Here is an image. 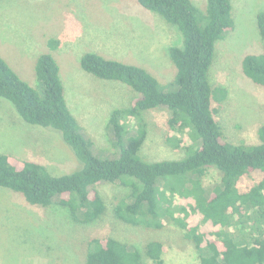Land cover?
Wrapping results in <instances>:
<instances>
[{"label":"trees","instance_id":"obj_1","mask_svg":"<svg viewBox=\"0 0 264 264\" xmlns=\"http://www.w3.org/2000/svg\"><path fill=\"white\" fill-rule=\"evenodd\" d=\"M137 1L177 26L184 43L169 49L177 73L168 86L139 65L97 52L81 56L85 71L121 81L140 94L130 107L111 113L114 155L95 153L68 105L60 65L51 53L37 58V86L0 56V97L25 121L60 132L81 162L79 169L55 175L40 162L0 153V187L21 193L31 204L62 208L73 221L91 223L107 209L96 186L120 182L130 188V198L114 207L120 220L158 229L175 223L200 250V264H264V174L246 190L238 187L243 176L264 173V124L257 143L229 141L216 118L208 78L217 41L235 28L231 1L206 0V13L192 0ZM257 19L263 50L244 57L243 71L264 87V11ZM57 44L49 42L51 48ZM157 107L171 112L170 140L173 132L189 131L199 141L187 147L185 157L147 161L140 154L147 138L141 112ZM210 169L220 173L221 183L207 194L201 177ZM164 248L163 242L151 241L142 251L127 240L94 237L85 264H168Z\"/></svg>","mask_w":264,"mask_h":264},{"label":"rangeland","instance_id":"obj_2","mask_svg":"<svg viewBox=\"0 0 264 264\" xmlns=\"http://www.w3.org/2000/svg\"><path fill=\"white\" fill-rule=\"evenodd\" d=\"M230 1L235 28L217 41L208 78L224 135L231 142L252 144L259 142L258 129L264 124V87L245 75L243 59L263 50L257 16L264 11V0ZM192 2L206 13V0ZM52 39L58 42L56 48L49 45ZM183 43L177 26L137 0H0V56L37 86V58L41 53H51L60 65L68 105L100 155L117 152L110 125L112 111L130 107L140 94L121 81L85 71L81 56L97 52L139 65L168 86L177 73L169 49ZM170 113L165 107L141 112L147 125V138L140 151L144 160L181 159L188 154V146L199 144L189 131L173 132V140L169 139ZM135 132L133 126L131 134ZM0 153L40 162L55 175L81 166L60 132L25 121L2 97ZM263 174L255 171L243 176L238 187L246 190ZM201 180L209 194L221 183V176L210 169ZM96 188L106 212L84 223L71 220L62 208L31 204L21 193L0 187V264H85L90 240L102 236L127 240L142 251L148 242H163L168 264H200V250L175 223L148 228L116 216L114 207L130 198L129 187L105 182ZM146 260L151 261L147 256Z\"/></svg>","mask_w":264,"mask_h":264}]
</instances>
